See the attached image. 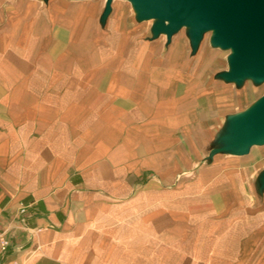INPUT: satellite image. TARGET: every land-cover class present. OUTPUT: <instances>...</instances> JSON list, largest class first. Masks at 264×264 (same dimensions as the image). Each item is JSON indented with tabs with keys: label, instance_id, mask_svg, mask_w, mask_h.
Masks as SVG:
<instances>
[{
	"label": "crops",
	"instance_id": "crops-1",
	"mask_svg": "<svg viewBox=\"0 0 264 264\" xmlns=\"http://www.w3.org/2000/svg\"><path fill=\"white\" fill-rule=\"evenodd\" d=\"M106 4L0 0V264H263L264 143L224 149L250 83Z\"/></svg>",
	"mask_w": 264,
	"mask_h": 264
},
{
	"label": "water",
	"instance_id": "water-1",
	"mask_svg": "<svg viewBox=\"0 0 264 264\" xmlns=\"http://www.w3.org/2000/svg\"><path fill=\"white\" fill-rule=\"evenodd\" d=\"M112 0H107L106 12ZM139 19H168L154 32L167 37L183 25L189 26L196 46L204 29H214V45L232 48L228 80L241 82L253 76L264 77V0H132ZM264 143V97L234 120L232 135L225 150H246Z\"/></svg>",
	"mask_w": 264,
	"mask_h": 264
},
{
	"label": "rangeland",
	"instance_id": "rangeland-1",
	"mask_svg": "<svg viewBox=\"0 0 264 264\" xmlns=\"http://www.w3.org/2000/svg\"><path fill=\"white\" fill-rule=\"evenodd\" d=\"M130 3H131V7L133 8L132 10H135L137 12L135 7L133 6V3L131 1H130ZM142 20H143L142 23L145 24V26H146V36L147 37L155 36L156 33L154 32V27L157 24L162 23L164 21L163 19H159V18H145ZM164 23H165V21H164ZM182 27L176 31V34H185L186 35L185 30L189 31V26L183 25ZM160 33H162V32H159L157 34H160ZM202 35L205 37L206 40H208L210 43L214 44L213 43L214 30L204 29L202 32ZM215 47L217 48L218 55L221 59L222 67H225L227 69L230 65V59H231V56L233 54L232 49L229 47H223V46H219V45H215ZM243 81H245L247 84L250 83V86L248 87L249 88L248 89V91H249L248 92L249 102L246 103L242 108L243 110H245L244 108L251 105L254 100H255V102L253 105H255L257 102H259L264 97V77L260 80H257L253 76H249V77H245L241 83H243ZM237 83L239 84V82H237ZM234 86H235V88H237L236 83H234ZM237 111H239V110H237ZM261 146H264V145H261ZM255 148H257V147H255ZM260 260H262V263L264 264V254H259V261Z\"/></svg>",
	"mask_w": 264,
	"mask_h": 264
},
{
	"label": "bare ground",
	"instance_id": "bare-ground-1",
	"mask_svg": "<svg viewBox=\"0 0 264 264\" xmlns=\"http://www.w3.org/2000/svg\"><path fill=\"white\" fill-rule=\"evenodd\" d=\"M104 1V0H103ZM115 1V0H114ZM120 2H123L124 4H126V5H128V6H130L131 7V3H130V1L133 3V1L132 0H119ZM81 2V1H80ZM58 4V3H57ZM60 4V3H59ZM74 4V3H73ZM88 4V3H87ZM64 5V4H63ZM134 5V4H133ZM71 6V5H70ZM90 8H91V6L90 5H88ZM120 6V5H119ZM118 6V7H119ZM54 7V6H53ZM63 7V6H62ZM87 7V6H86ZM103 7V6H102ZM97 8V7H96ZM73 9V8H72ZM83 9V8H82ZM53 10V9H52ZM67 10V9H66ZM24 11V10H23ZM65 11V10H64ZM100 11V10H99ZM34 12H36V11H34ZM49 12H50V10H49ZM82 12V11H81ZM38 13V12H37ZM74 13V12H73ZM85 13V12H84ZM99 13V12H98ZM50 14V13H49ZM80 14V13H79ZM88 14V13H87ZM54 15H56V14H54ZM58 15V14H57ZM61 15V14H60ZM59 15V16H60ZM31 16V15H30ZM51 16H52V14H51ZM75 16V15H74ZM79 16V15H78ZM83 16V15H82ZM64 17V16H63ZM50 18V17H49ZM79 18V17H78ZM86 18V17H85ZM90 18V17H89ZM151 18H154V17H151ZM84 18H82V20H83ZM61 20V19H60ZM69 20V19H68ZM78 20V19H77ZM81 20V19H80ZM32 21V20H31ZM70 21V20H69ZM79 21V20H78ZM34 22V21H33ZM51 22H53V21H51ZM50 22V23H51ZM72 22V21H71ZM39 23V22H38ZM68 23H70V22H68ZM83 23V22H82ZM165 23H166V25L168 24V19H165ZM45 24H46V21H45ZM58 24H60V23H58ZM86 24V23H85ZM70 25V24H69ZM72 25V24H71ZM70 25V26H71ZM53 26V25H52ZM65 26V25H64ZM42 27V26H41ZM76 27V26H75ZM97 27V26H96ZM37 28V27H36ZM46 28H47V26H46ZM68 29H69V27H67ZM183 28V27H182ZM45 29V28H44ZM46 30H48V29H46ZM72 30V29H71ZM84 30V29H83ZM212 30H214V29H212ZM74 30H72V32H73ZM88 31V30H87ZM96 31V30H95ZM40 32V31H39ZM52 32H53V30H52ZM63 32V31H62ZM71 32V33H72ZM97 32V31H96ZM78 33V32H77ZM85 33V32H84ZM94 33V32H93ZM43 34H44V32H43ZM47 34H48V31H47ZM214 34H215V30H214ZM36 35V34H35ZM49 35H51V34H49ZM77 35V34H76ZM83 35H85V34H83ZM69 36H70V34H69ZM214 36V35H213ZM50 37V36H49ZM84 37V36H83ZM98 37V36H97ZM47 38H48V35H47ZM61 38V37H60ZM76 38V37H75ZM74 38V39H75ZM43 39V38H42ZM50 39V38H49ZM68 40V39H67ZM69 41V40H68ZM76 41V40H75ZM74 41V42H75ZM82 41V40H81ZM56 42V41H55ZM103 42V41H102ZM52 43V42H51ZM61 43V42H60ZM63 43V42H62ZM66 43H67V41H66ZM82 43V42H81ZM80 44V43H79ZM83 44V43H82ZM100 44V43H99ZM182 44V43H181ZM50 45V44H49ZM67 45V44H66ZM105 45V44H104ZM175 45V44H174ZM46 46V45H45ZM68 47V46H67ZM82 47V46H81ZM100 47V46H99ZM183 47V46H182ZM62 48V47H61ZM172 48H173V46H172ZM60 49V48H59ZM103 49V48H102ZM232 49V48H231ZM78 50H80V49H78ZM85 50V49H84ZM93 50V49H92ZM172 50V49H171ZM71 51V50H70ZM101 52V51H100ZM106 52V51H105ZM171 51H169V53H170ZM232 52H233V50H232ZM103 53H104V51H103ZM181 53V52H180ZM105 54V53H104ZM171 54V53H170ZM180 55V54H179ZM102 56V55H101ZM170 56V55H169ZM99 62V61H98Z\"/></svg>",
	"mask_w": 264,
	"mask_h": 264
},
{
	"label": "built area",
	"instance_id": "built-area-1",
	"mask_svg": "<svg viewBox=\"0 0 264 264\" xmlns=\"http://www.w3.org/2000/svg\"><path fill=\"white\" fill-rule=\"evenodd\" d=\"M21 211H24V209H21ZM8 244V240L4 238L3 234L0 232V252L5 250Z\"/></svg>",
	"mask_w": 264,
	"mask_h": 264
}]
</instances>
